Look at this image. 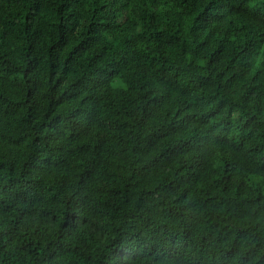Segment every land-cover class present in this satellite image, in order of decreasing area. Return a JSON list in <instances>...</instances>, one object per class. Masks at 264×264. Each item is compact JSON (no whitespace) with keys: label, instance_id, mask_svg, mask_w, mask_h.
I'll use <instances>...</instances> for the list:
<instances>
[{"label":"trees","instance_id":"obj_1","mask_svg":"<svg viewBox=\"0 0 264 264\" xmlns=\"http://www.w3.org/2000/svg\"><path fill=\"white\" fill-rule=\"evenodd\" d=\"M0 264H264V0H0Z\"/></svg>","mask_w":264,"mask_h":264}]
</instances>
